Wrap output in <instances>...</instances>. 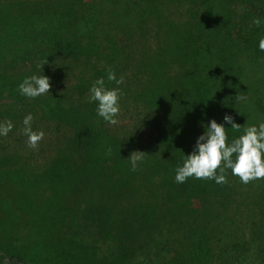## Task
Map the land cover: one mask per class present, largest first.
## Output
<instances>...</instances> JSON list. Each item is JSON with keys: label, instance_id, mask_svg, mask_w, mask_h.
Instances as JSON below:
<instances>
[{"label": "trees", "instance_id": "16d2710c", "mask_svg": "<svg viewBox=\"0 0 264 264\" xmlns=\"http://www.w3.org/2000/svg\"><path fill=\"white\" fill-rule=\"evenodd\" d=\"M257 16L264 0H0V122L23 135L0 137V264H264V178L174 179L202 121L232 115L229 141L264 121L239 65L264 56ZM108 69L150 132L88 103ZM42 72L50 93L22 96ZM28 113L44 132L36 148ZM134 150L146 153L132 171Z\"/></svg>", "mask_w": 264, "mask_h": 264}, {"label": "clouds", "instance_id": "9594fccd", "mask_svg": "<svg viewBox=\"0 0 264 264\" xmlns=\"http://www.w3.org/2000/svg\"><path fill=\"white\" fill-rule=\"evenodd\" d=\"M252 22L259 28L264 24V18L257 16ZM258 47L260 51H264V37L259 39ZM113 81L116 85L123 82L112 69L107 70L106 78L99 76L92 81L88 88V103L95 104V111L99 117L115 125L118 123L117 117L121 110V90L119 87L108 86V82ZM17 87L22 96L32 99L50 93L51 82L43 72L33 73L25 76ZM236 98L244 99L239 94ZM33 119L32 113L23 118V133L30 148H36L44 137L42 130H33ZM226 124L232 129L239 130L240 124H237L234 117L228 113H225L223 122H217L214 118L207 123L201 122L203 132L197 136L192 151L189 154L183 152V162L175 168L176 183L183 184L192 177L225 184L227 169L244 184L264 178V121L246 126L241 134L231 141ZM12 128L13 124L10 121L6 124L0 123V136H6ZM145 153L134 150L127 158L132 171L136 170L138 163L143 162Z\"/></svg>", "mask_w": 264, "mask_h": 264}, {"label": "rangeland", "instance_id": "374dc122", "mask_svg": "<svg viewBox=\"0 0 264 264\" xmlns=\"http://www.w3.org/2000/svg\"><path fill=\"white\" fill-rule=\"evenodd\" d=\"M239 65L243 77L247 75V80H249L253 76L252 80L247 83V87L251 89L250 92H254L260 97V106L256 109L259 114L264 115V56L256 59L243 58L239 61ZM133 70V66L128 67L127 74H132L134 72ZM250 92L244 93L243 97H248ZM139 107L132 103L121 105V110L117 117L118 123L121 124L123 129L129 130L132 133H148L151 131L152 123L147 114L148 112H144ZM0 123L6 124V122ZM22 136V129L13 124L12 130L6 136L0 137L11 141H19L22 139ZM146 264H151V262L147 261Z\"/></svg>", "mask_w": 264, "mask_h": 264}]
</instances>
